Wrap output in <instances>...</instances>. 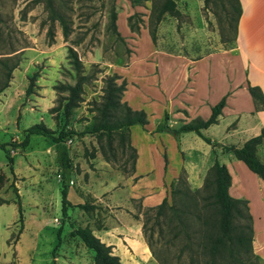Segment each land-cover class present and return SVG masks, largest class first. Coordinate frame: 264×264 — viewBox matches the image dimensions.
I'll list each match as a JSON object with an SVG mask.
<instances>
[{
	"label": "rangeland",
	"instance_id": "obj_1",
	"mask_svg": "<svg viewBox=\"0 0 264 264\" xmlns=\"http://www.w3.org/2000/svg\"><path fill=\"white\" fill-rule=\"evenodd\" d=\"M203 1L175 0L181 17L166 13L158 24L153 45L141 39L142 33H148L150 0H50L53 9L65 19L69 30L66 36L62 34L61 23L47 7V0H0V59H10L8 65L18 62L11 70L8 86L0 92V142L10 143L7 147L11 148L16 174L12 181L18 188L24 215L23 227L18 232L17 207L12 202L14 193L9 185L12 174L6 164L5 150L0 148V264H92L93 250L70 235V229L89 225L99 228L110 215L105 208L96 214L94 209L85 212L69 207L67 217H63L60 183L56 182L59 175L55 146L49 138L31 134L26 148H12L22 141L23 129L34 122H44L55 132L64 125L62 110L53 113L50 110L58 106L59 95L54 87L76 80L77 73L71 68L68 49L77 52L81 75L90 78L83 87L82 102L67 125L79 131L91 119L92 103L101 98L103 77L117 74L114 73L116 67L128 65L130 58L138 53H145L150 61L161 55L191 62L234 46L236 13L229 6L230 0H207L205 4ZM112 12L117 14V30L124 43L116 40L113 33ZM133 13H138L132 23L139 29L123 36L129 28L127 18ZM34 71L39 74L35 92L25 97L28 77ZM2 81L0 71V83ZM142 82L149 89L146 93L155 99L151 76ZM137 96L141 95L136 91L128 95L132 100ZM146 108L154 121L160 114V106L153 102ZM72 136L67 144L73 155L77 142L78 145L83 142L84 147L88 144L85 148L88 153L92 152V135H85L84 141L77 135ZM151 160L156 162L155 156ZM82 180L86 181L87 177L84 175ZM176 185L180 187L178 181ZM206 185L198 187L201 188L198 196H190L198 200L206 194ZM170 198L167 192L165 201L168 204ZM3 199L8 202H2ZM176 203L182 205V200ZM135 204L142 206L140 199H136ZM160 207L161 201L152 207H139L149 218L145 225L151 229L149 247L156 248L152 264H191V259L195 264H211L200 234L209 229L210 224H214L212 229L216 230V217L210 218L205 226L194 215L188 216L183 231L193 236L190 240L184 232L176 237L173 234L176 229L165 228L166 220L157 218ZM185 215L181 213L179 219L185 221ZM160 226L164 230L156 235ZM145 236L148 239L147 233ZM216 261L217 264H250L258 259L236 242L226 240Z\"/></svg>",
	"mask_w": 264,
	"mask_h": 264
},
{
	"label": "crops",
	"instance_id": "obj_2",
	"mask_svg": "<svg viewBox=\"0 0 264 264\" xmlns=\"http://www.w3.org/2000/svg\"><path fill=\"white\" fill-rule=\"evenodd\" d=\"M238 1L241 13L232 48L191 62L161 55L150 61L145 53H138L130 58L128 65L116 67L114 73L128 83L122 101L133 109L144 110L148 120L145 126L125 125L115 133L116 161L103 154L93 135L88 136L95 147L94 156H82L88 146L86 143L82 146L83 142L75 144V155L69 148L72 163L66 197L74 204H94L96 214L102 208L109 212L99 228L89 227L111 246L113 254L120 258V264L154 262L156 248L149 247L143 233L147 213L141 209L162 201L173 179L179 182L185 194L198 196L201 188L217 178L216 160L226 164L230 173L229 193L247 203L252 217V251L258 259L256 264H264V179L249 170L232 151L212 147L195 131L177 138L170 133L171 127H179L195 117L207 119L211 109L224 98L221 115L216 122L203 128L209 138L222 145L242 146L264 127V109H256L249 89L257 86L264 95V0ZM131 33L127 27L122 35ZM142 38L148 43L151 41L145 33L141 34ZM150 76L155 99L146 93L149 89L142 82ZM130 91L141 96L129 99ZM153 102L160 106V114L154 121L146 108ZM165 113L168 114L166 126L157 130V126L165 122ZM90 120L82 125V129ZM85 135L79 137L84 141ZM119 136L124 139L123 151L117 147ZM255 155L264 163V137L257 143ZM133 156L134 171L122 170L120 165ZM154 156L156 162L151 160ZM14 175L16 177L15 172ZM84 175L86 181L82 180ZM13 179L12 176L11 181ZM58 181L60 183V178ZM136 199H140L142 206H136Z\"/></svg>",
	"mask_w": 264,
	"mask_h": 264
},
{
	"label": "trees",
	"instance_id": "obj_3",
	"mask_svg": "<svg viewBox=\"0 0 264 264\" xmlns=\"http://www.w3.org/2000/svg\"><path fill=\"white\" fill-rule=\"evenodd\" d=\"M175 0H150V15L148 19V37L149 40L156 44L155 33L158 27V24L163 19L164 15L167 13L175 17H181V12L176 6ZM207 0H204L205 4ZM238 0H230L229 6L232 7L233 11L236 13L235 16V35L237 21L241 13V7H239ZM47 7H49L51 13L54 15V18L58 20L62 25V34L66 36L68 26L65 22V19L62 14H58L50 3V0H47ZM138 13H133L128 16V26L132 32L138 30V26L132 23V20ZM117 14L112 12L111 14V26L113 28V33L116 40L124 43L117 30ZM234 35V38H235ZM233 38V39H234ZM68 57L70 59L71 68L77 73L76 80L74 83H59L54 87V90L58 92L57 97V107L51 109L50 111L59 112L62 110V113L65 118V123L61 126L58 131L52 130V128L45 125L44 122H34L31 125L23 129V139L18 144H13L12 148L17 146L22 149L26 148L29 143L31 134L42 135L46 138H49L55 146L56 150V164L59 169V178L61 183V212L63 217H67L68 208L76 206L77 208L88 212L95 208L94 204L89 203H79L74 204L69 202L67 199V190L69 186V177L71 171V157L69 154V146L67 144V139L73 137L72 135L83 136L93 135L96 137V140L103 152V154L110 159L111 161H116L114 151L115 147L113 145L115 133L124 127L125 125H147V115L144 110L133 109L127 103L122 101L125 90L127 89L126 79H122L117 74L106 75L103 77V86H102V95L100 100L97 103H92L93 107L90 110V113H93L90 123L87 124L82 130L77 131L74 128H68L70 118L75 112L76 108H79V104L82 102L83 96V87L90 81V78L86 75H81L80 72V61L77 55V52L73 48L68 49ZM10 59H0V71L3 76V81L0 83V92L8 86L9 79L11 78V70L14 69L18 62L8 65ZM39 76L38 72L34 71L31 76L28 77V85L25 90V97L31 94H34L36 87V80ZM122 80L118 83L119 80ZM250 93L253 98V104L256 109H264V95L259 87H251ZM224 99L220 100L212 109L211 116L207 119L201 117H195L190 120V122L180 125L179 127H171L170 133L176 138L183 133L195 131L196 134L202 137L209 145L212 147H220L222 151H232L234 155L238 158H241L242 161L248 166L247 168L254 173L256 172L264 179V163L258 160L255 155L256 145L262 137H264V127L260 130L258 134L250 137L242 146L235 145H225L220 144L209 136L205 135L203 128L210 126L221 115L223 108ZM168 114L165 113V122L157 126L158 129H163L166 126V121ZM8 142H0V148L5 150V157L7 159L6 164L10 173L15 178L14 170H12V163L14 161L13 156L10 153V149L7 145ZM12 145V144H11ZM124 139L119 136L117 141V147L120 151L124 150ZM95 155V147L92 146V152L88 153V149H84V156L92 157ZM165 162H167V156L164 153ZM135 156L131 160H125L120 166L122 170H131L134 171ZM215 170L217 172V178L206 185L205 192L206 194L202 195L198 200L194 199L192 196L185 194L179 186L176 185V180L173 179L169 183L168 194L170 195L171 203L168 204L165 201V197L161 201V207L159 209L157 218L166 220V229L174 228V236L177 237L179 233L187 227L188 216L194 215L205 226L209 224V219L216 217V230L214 224H210V228L203 230L201 236H203V242L208 252L210 254V263L217 264V256L221 253L222 248L225 245L226 240L236 242L240 247L254 257L252 251V217L249 213V209L245 200L232 196L229 191L230 185V173L226 168V164L220 163L218 160L215 161ZM10 188L14 193V199L12 202L16 204L17 207V222L19 227L18 232L23 227V208L22 203L19 199L18 189L15 186L14 182L11 181L9 184ZM176 200H182V205L178 206ZM199 200H204L200 202ZM2 202H8L7 199L1 200ZM164 207H167L166 210ZM165 210V211H164ZM208 213H205V211ZM186 214L185 221L179 219L180 214ZM149 218L144 220V230L143 233H147L148 241L151 239V229L146 228V222ZM244 220V222H240ZM89 226H72L70 229V235H73L79 238L83 244L88 248L92 249L93 262L92 264H120V258L113 254L111 246L107 245L101 238L95 235ZM164 228L159 227L156 235H160L163 232ZM58 235V234H57ZM189 235L188 239H192L193 236ZM257 263V262H256ZM250 263V264H256ZM191 264H195V260L191 259Z\"/></svg>",
	"mask_w": 264,
	"mask_h": 264
},
{
	"label": "built area",
	"instance_id": "obj_4",
	"mask_svg": "<svg viewBox=\"0 0 264 264\" xmlns=\"http://www.w3.org/2000/svg\"><path fill=\"white\" fill-rule=\"evenodd\" d=\"M72 141V137L67 139V142H71Z\"/></svg>",
	"mask_w": 264,
	"mask_h": 264
},
{
	"label": "water",
	"instance_id": "obj_5",
	"mask_svg": "<svg viewBox=\"0 0 264 264\" xmlns=\"http://www.w3.org/2000/svg\"><path fill=\"white\" fill-rule=\"evenodd\" d=\"M167 129H169V127H167Z\"/></svg>",
	"mask_w": 264,
	"mask_h": 264
}]
</instances>
